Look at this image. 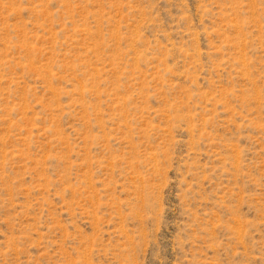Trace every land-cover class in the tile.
Here are the masks:
<instances>
[{
    "label": "rangeland",
    "instance_id": "obj_1",
    "mask_svg": "<svg viewBox=\"0 0 264 264\" xmlns=\"http://www.w3.org/2000/svg\"><path fill=\"white\" fill-rule=\"evenodd\" d=\"M0 264H264V0H0Z\"/></svg>",
    "mask_w": 264,
    "mask_h": 264
}]
</instances>
